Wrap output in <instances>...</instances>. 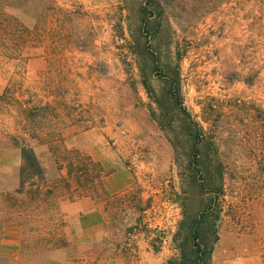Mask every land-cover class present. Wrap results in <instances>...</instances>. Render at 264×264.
Segmentation results:
<instances>
[{"label":"rangeland","instance_id":"rangeland-1","mask_svg":"<svg viewBox=\"0 0 264 264\" xmlns=\"http://www.w3.org/2000/svg\"><path fill=\"white\" fill-rule=\"evenodd\" d=\"M20 1L11 0L10 13L33 28ZM53 2L37 58L0 63V98L8 93L0 101V234L28 225L16 264L177 260L180 223L214 199L211 187L190 185L189 165L200 154L209 183L219 163L226 174L212 264H264L262 6ZM144 9L156 16L144 19ZM17 137L52 191L35 203L28 200L39 182L32 174L25 194L16 193L23 166ZM63 237L71 249L62 253L39 243L48 239L52 248Z\"/></svg>","mask_w":264,"mask_h":264},{"label":"trees","instance_id":"trees-1","mask_svg":"<svg viewBox=\"0 0 264 264\" xmlns=\"http://www.w3.org/2000/svg\"><path fill=\"white\" fill-rule=\"evenodd\" d=\"M246 1H255L258 5L262 6L261 9H264V0ZM148 2L149 6H151V2H155V0H148ZM19 3L22 5V8L27 11L29 17L34 20L35 26L33 28L24 27L21 23L15 20L10 13L11 0H0V63H11L13 61L27 63L37 58L35 57V52L41 48L43 43L41 24L46 17H51L56 11L53 0H21ZM143 11L144 19H148L153 15L156 16L155 13H148L149 9H144ZM159 16L161 15L159 14ZM4 97H8V93ZM3 98H0V101H2ZM196 128L197 129H191L190 127V130L191 136L197 140L194 148L197 152H200L199 139L200 136H202V131L198 125ZM13 141L15 144L14 146L21 149L23 159L21 184L16 193L19 196L25 194L27 188L25 179L26 175L32 174L33 178H37L39 182L31 185V189L34 191L30 192V197H28L29 202L35 203L42 194L51 195L52 191L47 189L45 185V171L41 167L33 150L29 148L22 138L17 137L13 139ZM200 159L201 154L195 156V163L191 162L189 165L191 167L190 185L192 188L199 187L201 189L211 187L213 189L212 193L214 199H210L209 201H206V203H203L198 213L193 217L185 218L180 223L179 232L176 237L177 240L180 236L182 237L181 243L178 245L180 255L177 260H169L167 264H212V256L215 246L220 241V231L225 211L221 201L225 195L224 183L226 174L224 173V165L223 163H219L215 181L210 179L209 183V179L206 178L209 173L206 171L203 161H200ZM58 165L60 166L59 171H61L62 167L60 163H58ZM85 170L86 168L83 171ZM33 178H30L29 180H32ZM20 204H22L21 201L17 202L14 206L20 208ZM17 225L25 230L28 228V225L23 223ZM61 226L64 225H60V228ZM3 230L1 231V234ZM39 243L42 245L46 244L47 249L59 253L71 249L65 238L62 239L60 243L58 241V243L52 248L49 247L51 241L48 239ZM74 249L76 250V247ZM75 254L77 255V253ZM76 255L73 257L70 255V259L76 260L78 258ZM0 264H12V262L0 257Z\"/></svg>","mask_w":264,"mask_h":264},{"label":"crops","instance_id":"crops-1","mask_svg":"<svg viewBox=\"0 0 264 264\" xmlns=\"http://www.w3.org/2000/svg\"><path fill=\"white\" fill-rule=\"evenodd\" d=\"M73 207H76V203H74ZM82 217L80 216L81 219ZM24 240V229L22 227L12 225L5 228L0 238V257L11 261L12 264H16L19 254H21L20 247Z\"/></svg>","mask_w":264,"mask_h":264}]
</instances>
